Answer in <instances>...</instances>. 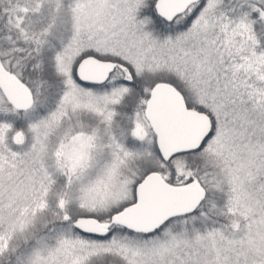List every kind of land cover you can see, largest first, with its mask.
<instances>
[{
	"label": "snow or ice",
	"instance_id": "6c2138e0",
	"mask_svg": "<svg viewBox=\"0 0 264 264\" xmlns=\"http://www.w3.org/2000/svg\"><path fill=\"white\" fill-rule=\"evenodd\" d=\"M0 264H264V0H0Z\"/></svg>",
	"mask_w": 264,
	"mask_h": 264
}]
</instances>
